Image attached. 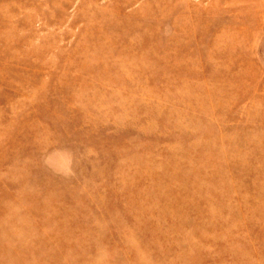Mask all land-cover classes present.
I'll list each match as a JSON object with an SVG mask.
<instances>
[{"label":"rangeland","instance_id":"rangeland-1","mask_svg":"<svg viewBox=\"0 0 264 264\" xmlns=\"http://www.w3.org/2000/svg\"><path fill=\"white\" fill-rule=\"evenodd\" d=\"M0 264H264V0H0Z\"/></svg>","mask_w":264,"mask_h":264}]
</instances>
